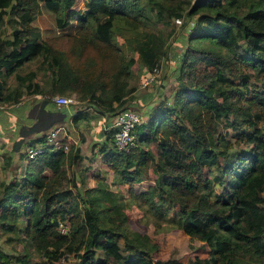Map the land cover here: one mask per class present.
I'll return each mask as SVG.
<instances>
[{"label":"trees","instance_id":"trees-1","mask_svg":"<svg viewBox=\"0 0 264 264\" xmlns=\"http://www.w3.org/2000/svg\"><path fill=\"white\" fill-rule=\"evenodd\" d=\"M74 2L0 0V102L16 103L32 93H75L91 108L76 111V125L99 113L131 109L134 64L148 70L160 65L174 31L163 36L151 24L168 27L176 20L185 26L183 17L195 16L176 68L179 85L172 102L162 99L148 110L134 127L135 145L128 150L114 147L115 129L108 122L102 161L155 228L181 229L192 249L193 240L201 242L208 255H193L190 264H264V0H85L83 13L70 8ZM42 8L54 13L59 29L76 18L65 47L43 40L32 23ZM116 33L125 36L127 56L114 42ZM34 58L41 81L30 69L16 74L15 87L7 86L6 77ZM253 74L262 77L260 92L249 87ZM228 75L242 83H228ZM222 124L245 126L243 148L221 133ZM73 156L80 157L79 148L52 149L45 143L31 158L20 153L25 165L9 183L0 181V229L17 239L19 228L25 233L20 237L25 252L0 248V264H55L61 258L71 264H182L179 257L153 258L158 243L128 227L120 193L103 183L78 187L67 166ZM3 157L9 166L13 155ZM150 172L153 183L137 191ZM58 219L68 226L66 233ZM31 251L43 259L32 261Z\"/></svg>","mask_w":264,"mask_h":264},{"label":"rangeland","instance_id":"rangeland-1","mask_svg":"<svg viewBox=\"0 0 264 264\" xmlns=\"http://www.w3.org/2000/svg\"><path fill=\"white\" fill-rule=\"evenodd\" d=\"M142 6L146 9L147 15L152 17V14L148 10V6L145 4V2H142ZM70 8L74 11L78 10L80 12V10H83L84 12L86 9L85 0H75V2L70 6ZM75 16L76 15H73V17ZM4 17L6 19H9L11 17V14L4 13ZM70 20L63 29H59L55 26L54 13L42 8L41 13L36 16L32 23L41 31L43 40H49L56 47H65L66 42L68 40V36L71 33H74L77 29L76 18H73L71 21ZM182 20L187 22L185 26L181 25L180 21L176 20H173L172 25L168 27L163 26L161 23L151 24V28H153L157 33H160L161 35H163V33H168V31L171 30L172 27L174 29L173 33L167 36L166 38L167 46L164 48L165 51L162 53L160 58V72L153 82H151L147 86H142V78L147 73L148 69H145V67H142L141 69V67L138 65V62L134 64L131 76L129 77L130 85L134 87V91H132L131 93L134 99H130L132 103L130 102L131 104L129 103L128 105L131 107V109L139 113L143 121L146 120V118L148 117V110L157 107L158 102L162 99L167 100V103L170 104L172 102L174 92L178 88L179 84L175 77L176 68L179 66L180 63L179 57L184 51L186 45L188 44L187 39L189 35L193 32L192 28L194 27L195 23V16H184ZM2 31L5 32L4 28H2ZM6 31H8V35H11L10 33L12 31L10 28L6 29ZM124 37L125 36L123 34L116 33L114 42L118 45L120 53L124 56H127L130 49ZM197 42L198 40L196 39H189V45L196 46ZM198 44L200 45V42ZM201 44H205V41H201ZM38 65V58L26 61L20 68L17 69L16 72H13L6 77L7 86L15 87V85H17L16 74H25L30 69H34L36 71L35 79L41 81V79L43 78V73L42 71L37 69ZM243 67L245 71L253 73L252 69L247 64H244ZM227 81L231 84H237V86H239V83H242L241 78L239 79L235 75H228ZM261 81V76H256L255 74H253L252 77L249 78V87H252L253 89L255 88L256 91L260 92V90L263 88ZM1 104L3 105L4 103ZM71 105L76 109H91L89 107V101L87 100V98H85L84 100H80V98L78 99L77 97V102ZM99 114L101 116L99 126L104 129V127L108 125L106 119L109 116L107 115H110L111 113L103 112V114ZM113 115H115V113L111 114L110 116ZM69 117L70 113H68L65 121H67V118ZM74 126L76 129H79L76 127V125ZM244 129L245 126L232 128L231 126L226 127L224 124L220 125L221 133H223L225 137L227 136L231 141L238 139L240 143H238L239 145L235 144V147H237L239 150L240 148L244 147V144L242 143L243 140L240 135V133ZM71 138V140H68L70 141L68 143V150L70 148L75 149L76 143H78L79 141L76 140V138L73 136ZM151 145L156 151L157 149L155 145ZM24 160L25 158L21 159V161ZM71 160L72 158L67 161V166L69 167V174H72L76 178L78 187L84 189L86 187L95 186L97 183H103L112 191H115L118 194L120 193L122 201L127 204L124 208V212L127 215L128 227L138 231L139 233H144L151 236V238L158 243L159 246L157 250L152 253L153 258H166L169 256L176 258L179 257V260L182 264H190L189 259L191 258V256L197 255L199 257H206L208 255L205 249L200 247L201 242L198 240L192 241L193 245L196 248H190L188 245L189 237L181 229L155 228L154 223L151 221L152 218L144 214L143 210L138 207L135 202H133L132 194L128 192L127 185H123L122 183L118 182L119 180L117 175L113 172L112 169L109 168L106 163L102 161V156L100 152H98L97 157L94 158L95 161L91 162V168L93 169V171H90L88 167L90 165V163L88 162L90 161L87 162V160L85 159L79 164L74 162L72 165ZM2 166H4V164ZM16 176L17 169H14L12 167L9 169L6 168L5 175L0 176V181L3 180L9 183L11 180L15 179ZM1 177H3L4 179H1ZM153 178L154 174L150 172L147 177L145 176L143 178L142 182H139L138 185L136 184L135 189L139 191L143 189L144 186L152 184ZM2 194L3 191L0 188V195L2 196ZM262 194L264 196V191L262 192ZM19 226L22 227V224H19ZM18 235L19 238L17 239V235H14V233H8L0 229V248L7 252L19 254L24 253V242L20 238L25 235L23 229L19 228ZM31 252L32 261L35 262L43 259L35 251ZM68 257L70 258V255H68ZM66 263L71 264L72 260L66 258L62 260L61 258L55 264Z\"/></svg>","mask_w":264,"mask_h":264},{"label":"crops","instance_id":"crops-1","mask_svg":"<svg viewBox=\"0 0 264 264\" xmlns=\"http://www.w3.org/2000/svg\"><path fill=\"white\" fill-rule=\"evenodd\" d=\"M77 110L72 105L58 108L42 93L23 95L16 103L0 104V176L5 175L6 168L18 169L19 163L25 165L26 159L21 161L20 153L25 152L28 146H36L44 142L40 139H44L46 134L58 125L64 127L65 135L62 137L68 143L72 136L79 140L75 149L79 148L80 157L73 156L72 165L74 162L79 164L85 159L91 162V158H96L98 152L102 156L100 149L104 134L99 126L100 114L91 120H82L76 125L72 122V116ZM68 113L70 117L65 121ZM107 116L109 117L106 120L111 124L115 115ZM74 125L79 129H76ZM80 135L84 137V141H80ZM3 154L13 155L9 166H2ZM89 170L93 171L91 166ZM1 179L4 178L1 177Z\"/></svg>","mask_w":264,"mask_h":264},{"label":"built area","instance_id":"built-area-1","mask_svg":"<svg viewBox=\"0 0 264 264\" xmlns=\"http://www.w3.org/2000/svg\"><path fill=\"white\" fill-rule=\"evenodd\" d=\"M160 72V65L154 66L142 78V86H147L153 82ZM46 95V94H45ZM46 98L51 100L55 106L64 107L77 102V96L72 94H53L46 95ZM142 118L138 112L133 109H125L114 116L111 126L114 127V147L117 150H128L135 145L136 133L134 127L142 123ZM65 135V129L62 125L54 127L49 133L46 134L44 142L36 146H28L26 154L28 158L33 157L43 149L44 144H49L52 149L68 150V142L62 137ZM58 228L60 232L66 233L68 226L63 220L58 219ZM64 258H62L63 260ZM67 264V263H66Z\"/></svg>","mask_w":264,"mask_h":264},{"label":"water","instance_id":"water-1","mask_svg":"<svg viewBox=\"0 0 264 264\" xmlns=\"http://www.w3.org/2000/svg\"><path fill=\"white\" fill-rule=\"evenodd\" d=\"M61 108H64V107H61Z\"/></svg>","mask_w":264,"mask_h":264}]
</instances>
